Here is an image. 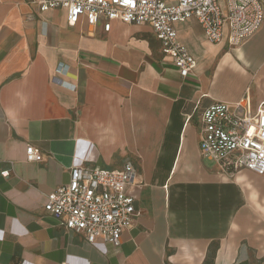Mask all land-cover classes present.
<instances>
[{
    "label": "crops",
    "instance_id": "0c3cea01",
    "mask_svg": "<svg viewBox=\"0 0 264 264\" xmlns=\"http://www.w3.org/2000/svg\"><path fill=\"white\" fill-rule=\"evenodd\" d=\"M176 29L196 60L187 78L147 25L108 33L37 0H0V264H264V176L219 173L200 151L211 106L264 107V24L237 48L195 19ZM128 164L141 216L119 246L46 213L73 168Z\"/></svg>",
    "mask_w": 264,
    "mask_h": 264
},
{
    "label": "built area",
    "instance_id": "2783aa9c",
    "mask_svg": "<svg viewBox=\"0 0 264 264\" xmlns=\"http://www.w3.org/2000/svg\"><path fill=\"white\" fill-rule=\"evenodd\" d=\"M37 5L41 12L65 10L70 26L83 17L93 27L102 23L108 33L114 22L151 27L164 57L182 78L192 73L196 60L180 43L176 24L195 19L211 43L220 44L227 36L231 48L240 47L264 24V0H37ZM202 122L200 151L219 173L234 176L248 170L264 176V107L254 110L248 97L217 103L205 111ZM27 160L41 162L43 156L29 147ZM135 174L130 164L122 171L75 167L69 184L47 196L44 209L90 244L119 246L123 233L141 216L129 194Z\"/></svg>",
    "mask_w": 264,
    "mask_h": 264
},
{
    "label": "rangeland",
    "instance_id": "374dc122",
    "mask_svg": "<svg viewBox=\"0 0 264 264\" xmlns=\"http://www.w3.org/2000/svg\"><path fill=\"white\" fill-rule=\"evenodd\" d=\"M206 163H207L210 167H211V166H214V165H212L210 162H206Z\"/></svg>",
    "mask_w": 264,
    "mask_h": 264
}]
</instances>
